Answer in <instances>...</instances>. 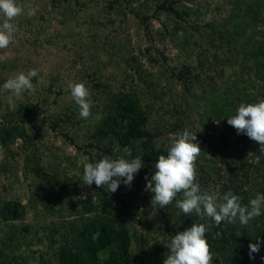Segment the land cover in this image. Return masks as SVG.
Instances as JSON below:
<instances>
[{
  "label": "rangeland",
  "instance_id": "obj_1",
  "mask_svg": "<svg viewBox=\"0 0 264 264\" xmlns=\"http://www.w3.org/2000/svg\"><path fill=\"white\" fill-rule=\"evenodd\" d=\"M16 2L38 11L12 21L0 50V264H164L172 237L194 223L208 230L212 264H264V243L249 256L264 214L217 227L174 200L149 219L145 191L187 130L202 191L219 201L231 190L244 205L264 194L260 145L227 123L264 99V0ZM32 69L34 93L3 89ZM70 83L91 93L87 119ZM105 156L144 167L115 193L83 185V165Z\"/></svg>",
  "mask_w": 264,
  "mask_h": 264
},
{
  "label": "clouds",
  "instance_id": "obj_2",
  "mask_svg": "<svg viewBox=\"0 0 264 264\" xmlns=\"http://www.w3.org/2000/svg\"><path fill=\"white\" fill-rule=\"evenodd\" d=\"M37 11V7L18 5L16 0H0V16L3 17V22L0 23V50L7 49L13 42L16 28L12 21L21 15L31 18ZM38 74L35 69L27 74L20 72L7 79L3 89L12 92L16 97L22 96L24 92L34 93L36 89L32 78ZM68 87L72 99L79 107L80 117L87 119L91 115L92 106L89 89L83 83H70ZM227 123L234 127L238 134H246L257 142L260 145L259 152L264 153V99L256 103H241L236 114L227 119ZM196 139V134L183 131L173 141L167 155L159 156L154 164V175L150 179L145 177V191L152 193V210L148 218L155 216L157 207L164 208L174 200L176 207L184 215L195 213L197 217H210L217 227L222 222L235 224L237 220L241 225H248L251 220L264 214V194L257 193L255 198L244 205L241 203V197L231 190L219 201L216 196L201 190L196 171V160L201 148L198 143H194ZM142 167L144 165L140 157L127 160L105 156L83 165L82 183L87 186L95 184L97 188L104 187L106 191L115 193L121 182L131 187L135 175ZM178 195L181 198L177 200ZM207 231L203 223H194L190 228L177 232L171 239L164 264H212L213 255L206 238ZM256 241L249 244L251 259H255L253 254L258 253L260 245L264 243L260 238Z\"/></svg>",
  "mask_w": 264,
  "mask_h": 264
},
{
  "label": "trees",
  "instance_id": "obj_3",
  "mask_svg": "<svg viewBox=\"0 0 264 264\" xmlns=\"http://www.w3.org/2000/svg\"><path fill=\"white\" fill-rule=\"evenodd\" d=\"M117 129H118V132L119 133L123 131V128L122 127H117Z\"/></svg>",
  "mask_w": 264,
  "mask_h": 264
}]
</instances>
